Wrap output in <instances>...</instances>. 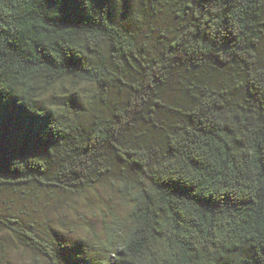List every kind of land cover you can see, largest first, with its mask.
I'll return each instance as SVG.
<instances>
[{
  "label": "trees",
  "instance_id": "16d2710c",
  "mask_svg": "<svg viewBox=\"0 0 264 264\" xmlns=\"http://www.w3.org/2000/svg\"><path fill=\"white\" fill-rule=\"evenodd\" d=\"M167 5L149 54L114 0H0V187L80 193L118 167L129 223L97 264H264V0ZM63 81L124 96L80 133L42 98Z\"/></svg>",
  "mask_w": 264,
  "mask_h": 264
},
{
  "label": "rangeland",
  "instance_id": "374dc122",
  "mask_svg": "<svg viewBox=\"0 0 264 264\" xmlns=\"http://www.w3.org/2000/svg\"><path fill=\"white\" fill-rule=\"evenodd\" d=\"M168 1L114 0L113 16L128 25L142 50L153 54L176 27ZM259 56L264 63V38ZM239 83L237 77L230 84L233 95L241 94ZM92 89L63 81L42 98L66 109L76 122L77 132L84 133L92 117L107 114L124 96L115 90L103 100L92 99ZM168 98L172 102L182 100L176 92ZM152 135L154 132L148 131L147 139ZM118 171L112 167L104 180L80 193L34 185L0 187V264H48L39 244L57 253L63 264H97L112 259L111 250L121 239L115 233H124L129 223V203L113 185Z\"/></svg>",
  "mask_w": 264,
  "mask_h": 264
}]
</instances>
